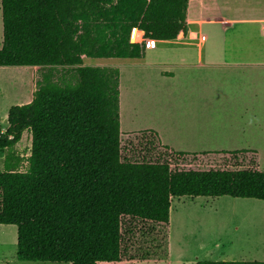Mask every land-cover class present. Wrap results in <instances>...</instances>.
I'll return each instance as SVG.
<instances>
[{
  "label": "trees",
  "instance_id": "1",
  "mask_svg": "<svg viewBox=\"0 0 264 264\" xmlns=\"http://www.w3.org/2000/svg\"><path fill=\"white\" fill-rule=\"evenodd\" d=\"M188 0H0V68H68L73 83L44 75L29 104L13 106L0 130V151L30 134L25 172L8 154L0 171V225L17 230L16 259L31 263L134 261L125 238L132 222L167 228L172 199L229 197L264 205V172L181 170L188 156L256 152L175 153L154 132L121 135L119 72L83 66L86 59H138L143 42L172 41L187 30ZM137 32L142 33L138 42ZM143 135L139 161L122 160V139ZM257 158V157H256ZM264 232V215H263ZM264 244V242H263ZM196 264H264L198 261Z\"/></svg>",
  "mask_w": 264,
  "mask_h": 264
},
{
  "label": "rangeland",
  "instance_id": "2",
  "mask_svg": "<svg viewBox=\"0 0 264 264\" xmlns=\"http://www.w3.org/2000/svg\"><path fill=\"white\" fill-rule=\"evenodd\" d=\"M244 0H204L197 13L190 9L188 31L183 41H159L152 51L143 55L160 65L170 62L197 61L199 58L216 55L221 42L238 41L239 46L251 51L257 47V60H264V27L253 24H239L223 28L218 21L216 8H246ZM193 13L195 15H193ZM194 17L195 19H192ZM2 44V24L0 10V47ZM250 46V48H248ZM116 60L84 59L83 66L105 67L116 64ZM44 75H51L53 81L73 83L75 73L68 68H0V130L8 128L7 113L13 106L29 104L37 84ZM260 85L257 84V89ZM209 99V97H207ZM257 119L263 116V96H256ZM258 124H261L258 120ZM150 141L155 150L150 152L151 159L159 149L155 141L143 135H133L122 139V160L139 161L143 154L137 144ZM30 134L24 132L20 141L10 150L0 151V171L8 154L20 160L17 170L27 171L30 156ZM256 156L237 154L234 156H188L182 161L172 163L171 168L181 170H240L257 168L264 172V131L256 128L253 145ZM257 157V158H256ZM254 166V167H253ZM172 206L178 213L172 217L167 228L148 222H132L130 232L125 238L126 255L134 261L99 264H192L198 261H263V202L251 199H232L229 197L174 199ZM17 230L15 226L0 225V264H62L31 263L16 259ZM168 247L171 252L168 254ZM198 258V259H196ZM197 261V262H198Z\"/></svg>",
  "mask_w": 264,
  "mask_h": 264
},
{
  "label": "crops",
  "instance_id": "3",
  "mask_svg": "<svg viewBox=\"0 0 264 264\" xmlns=\"http://www.w3.org/2000/svg\"><path fill=\"white\" fill-rule=\"evenodd\" d=\"M203 1L188 0L187 25L190 9L197 13ZM245 2L246 8L215 9L223 28L246 23L264 27V0ZM186 34L172 41H183ZM137 35L141 43L142 33ZM154 43V49L144 50H155ZM239 44L221 42L216 55L195 62L160 65L143 53L138 59H113L117 63L105 67L119 72L120 134L154 132L161 146L175 153L256 152V128L264 131V114L257 119L256 107V96H263L264 113V60H257L254 45L250 53ZM258 49L264 52V47ZM173 200L168 226L178 213Z\"/></svg>",
  "mask_w": 264,
  "mask_h": 264
},
{
  "label": "built area",
  "instance_id": "4",
  "mask_svg": "<svg viewBox=\"0 0 264 264\" xmlns=\"http://www.w3.org/2000/svg\"><path fill=\"white\" fill-rule=\"evenodd\" d=\"M143 46H144V49L151 50V49H154L155 43L153 41H151V40H146V41L143 42Z\"/></svg>",
  "mask_w": 264,
  "mask_h": 264
}]
</instances>
